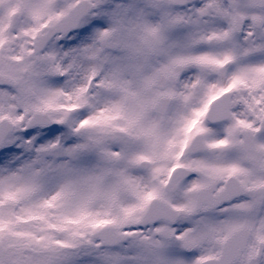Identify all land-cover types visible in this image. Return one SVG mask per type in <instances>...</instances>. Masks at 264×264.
Wrapping results in <instances>:
<instances>
[{"label":"snow or ice","instance_id":"obj_1","mask_svg":"<svg viewBox=\"0 0 264 264\" xmlns=\"http://www.w3.org/2000/svg\"><path fill=\"white\" fill-rule=\"evenodd\" d=\"M0 264H264V0H0Z\"/></svg>","mask_w":264,"mask_h":264}]
</instances>
